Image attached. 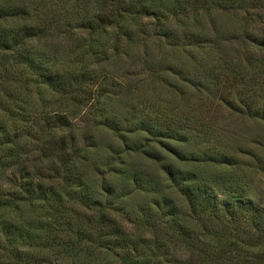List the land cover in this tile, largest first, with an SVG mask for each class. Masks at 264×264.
Returning <instances> with one entry per match:
<instances>
[{"label":"rangeland","instance_id":"rangeland-1","mask_svg":"<svg viewBox=\"0 0 264 264\" xmlns=\"http://www.w3.org/2000/svg\"><path fill=\"white\" fill-rule=\"evenodd\" d=\"M247 6L184 3L125 24L121 11L123 29L91 35L88 19L117 17V0H0V34L27 27L34 58L78 78L60 97L29 74L8 85L21 73L0 68L13 139L0 143V264H264V121L209 87L221 60L246 66L233 38L264 22ZM244 89L264 107V79ZM38 187L47 195L26 199Z\"/></svg>","mask_w":264,"mask_h":264},{"label":"trees","instance_id":"trees-1","mask_svg":"<svg viewBox=\"0 0 264 264\" xmlns=\"http://www.w3.org/2000/svg\"><path fill=\"white\" fill-rule=\"evenodd\" d=\"M107 1L108 0H102L103 4H107ZM184 3H189L193 7H196V9L204 8L207 11L210 10V7H213L214 9L239 11L245 6V8H247V5H250V8L257 10L264 9V0H136L134 4H131V6L128 5L127 0H117V6L120 7L117 9V17H114L111 12L109 14L107 11H105V7H103L99 9L98 13L100 14L104 12L101 17L98 18L96 15V17H91L90 20L88 19L86 28L89 30L91 35L97 34L99 31H104L103 29H105V25L103 24H106L110 27L118 26V29L120 30L123 29V24L127 22L129 17L133 16L134 18L142 19L156 17L157 12L165 13V10H168L170 13L174 9H177L179 4ZM121 11L123 12V15L126 16L123 18V24L121 19L122 13H120ZM171 16L174 15L172 14ZM97 20L103 21V26L98 27ZM25 28L26 30H22L23 33L18 40L11 35L10 31H4L1 33L2 35L0 34V68L9 66L10 68H13L14 72L19 71V73H21L19 75L14 74L11 79L9 78L7 80L8 85L11 84L14 87H19V82H22V86L25 84L24 80L26 78L19 81L21 76H24V74H29L31 77H33L32 79H35L34 85H36L37 82L44 83L51 91L60 97L67 96L69 93V88L74 84V80H77L78 78H71L65 74H61L60 69L56 67L52 61L45 60V62L44 60L34 58V52L32 48L29 49L27 47V41H29L31 38L26 36V34L31 30L27 27ZM228 37H231V35L229 36V33L227 34V38ZM234 39H238L237 42L240 43V46L245 50V52L239 54V58L237 59L239 63H246L245 68H243V71L240 72V70L235 69V66L232 67V61H228L226 65V63L221 60L223 64L218 62L217 64L219 65H217V67L213 68L211 66V68H209V74L211 77L209 87L214 88L217 91H221V96L216 98V102L218 101L223 103L226 101V105L231 110L238 111L239 113H242L243 116H249L248 118L250 119L264 121V107H257L256 105V98L259 97L257 95V91H253L252 89H244V85L248 86L249 82L255 84V82L264 79V59L260 57L256 60L259 55H255L256 49H260V51L264 52V22L256 27H249L248 24H246L240 29L239 32H237L233 40ZM262 56H264V54H262ZM255 62H257V64H254ZM225 66L228 68H225ZM215 69H219L220 71H228L231 73L229 75L230 77L224 76L222 78L220 74H214L213 71ZM5 70H7L8 75L13 73L11 70ZM0 81H3V76L0 77ZM0 85H3L2 82H0ZM10 92L12 95L16 93L15 89H12ZM236 98H239L240 101H236ZM0 106V110L2 111V103H0ZM0 135V143L2 144H10L13 140H11L10 136L4 131L0 132ZM11 144H13V142ZM3 164H7V167H9V165L16 167V157H12L8 161L4 160ZM2 189L0 187V196L3 194ZM23 191L24 195L29 196V198L26 199L31 202L34 201L32 196L33 193L41 196L47 195L42 190H40L39 187L38 189L24 188ZM41 201H45V198L41 199ZM228 210H230L231 215H235L232 206H229ZM4 229L7 230L6 227H4ZM67 244L69 247L75 246L74 244H70L68 242ZM78 245L80 246V244ZM131 261L132 259H129V256L119 260V262L122 264H136V262ZM91 264L97 263L93 262Z\"/></svg>","mask_w":264,"mask_h":264}]
</instances>
